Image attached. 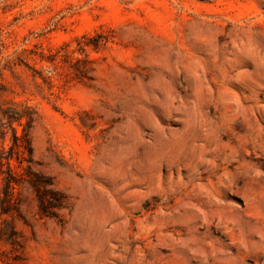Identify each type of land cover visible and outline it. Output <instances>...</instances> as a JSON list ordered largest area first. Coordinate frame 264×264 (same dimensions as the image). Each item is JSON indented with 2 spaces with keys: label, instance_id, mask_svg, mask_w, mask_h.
<instances>
[{
  "label": "rangeland",
  "instance_id": "rangeland-1",
  "mask_svg": "<svg viewBox=\"0 0 264 264\" xmlns=\"http://www.w3.org/2000/svg\"><path fill=\"white\" fill-rule=\"evenodd\" d=\"M0 106V264H264V0H0Z\"/></svg>",
  "mask_w": 264,
  "mask_h": 264
},
{
  "label": "trees",
  "instance_id": "trees-1",
  "mask_svg": "<svg viewBox=\"0 0 264 264\" xmlns=\"http://www.w3.org/2000/svg\"><path fill=\"white\" fill-rule=\"evenodd\" d=\"M32 113L28 108L17 109L13 106H0V215L17 210L14 190L22 182V178L14 170L11 161L15 159L18 163L23 160L31 162L32 148L28 134L33 121ZM14 123L22 126L20 134L17 133ZM8 133L11 142L5 148L4 142ZM45 184L47 185L49 182H45ZM32 185L35 188L41 214L55 215V212H50L49 208L63 207L64 196L62 193L47 187L40 189L35 182H32ZM11 233H13L12 229L10 235ZM1 234L2 231H0V238Z\"/></svg>",
  "mask_w": 264,
  "mask_h": 264
}]
</instances>
